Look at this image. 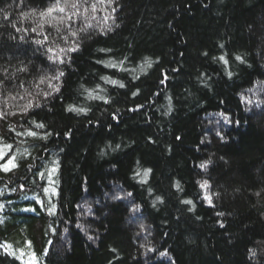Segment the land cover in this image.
Wrapping results in <instances>:
<instances>
[{
	"label": "trees",
	"instance_id": "1",
	"mask_svg": "<svg viewBox=\"0 0 264 264\" xmlns=\"http://www.w3.org/2000/svg\"><path fill=\"white\" fill-rule=\"evenodd\" d=\"M0 264H264V0H0Z\"/></svg>",
	"mask_w": 264,
	"mask_h": 264
},
{
	"label": "snow or ice",
	"instance_id": "2",
	"mask_svg": "<svg viewBox=\"0 0 264 264\" xmlns=\"http://www.w3.org/2000/svg\"><path fill=\"white\" fill-rule=\"evenodd\" d=\"M73 9H76L77 7H78V4L77 3H72L71 5H70ZM95 7V5H93V8ZM52 11H59V12H61V13H63L64 11H65V7H61L59 4H57L54 8H50V9H48V14H50ZM44 15V13H41V16H43ZM5 18H7V17H5ZM68 19L70 20L71 19V17H68ZM63 22V21H62ZM72 35H75V33H72ZM75 49H69V51H74ZM221 59H223V57H221ZM237 59H239V57H237ZM61 62H63V61H61ZM64 73L63 72H60V74L59 75H63ZM59 77H56V76H54L53 77V79H58ZM113 83H116L115 81H113ZM121 86H123V85H121ZM38 127H43V125H37ZM30 135H34V133H29ZM179 139V138H178ZM204 165H201V167H203ZM3 167V170L5 171V172H7V171H9L10 170V167L11 168H15L16 167V164L13 162V160H8V162H7V164H5V165H3L2 166ZM145 175H147V172H145ZM203 186H206V184L205 185H203ZM188 203H190V201L188 202ZM221 226H223V225H221ZM253 255H254V253H253Z\"/></svg>",
	"mask_w": 264,
	"mask_h": 264
}]
</instances>
